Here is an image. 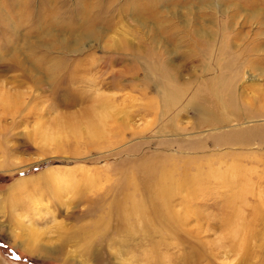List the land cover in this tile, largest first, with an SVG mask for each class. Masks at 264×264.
<instances>
[{"label": "rangeland", "instance_id": "374dc122", "mask_svg": "<svg viewBox=\"0 0 264 264\" xmlns=\"http://www.w3.org/2000/svg\"><path fill=\"white\" fill-rule=\"evenodd\" d=\"M20 2L0 0V264H264V0ZM126 192L157 211L133 237L111 229Z\"/></svg>", "mask_w": 264, "mask_h": 264}, {"label": "bare ground", "instance_id": "6f19581e", "mask_svg": "<svg viewBox=\"0 0 264 264\" xmlns=\"http://www.w3.org/2000/svg\"><path fill=\"white\" fill-rule=\"evenodd\" d=\"M17 1V3H16V9H18L19 10V7L21 8V6L23 5V2L21 3L20 1L21 0H16ZM147 7H149V6H147ZM90 25H95V23L94 22H92V21H88L87 23H85V26H84V28H83V30H84V33L83 34H88V31L86 30V29H89V26ZM15 29V28H14ZM16 31V30H15ZM82 38V37H81ZM171 38H173V37H171ZM15 46L17 47V44H15ZM19 49V50H18ZM15 53L16 54H18L17 56L19 57V55L21 54L20 52H21V50H20V48L18 47L17 49H15ZM13 54V53H12ZM13 55H15V54H13ZM16 56V55H15ZM26 57V56H25ZM28 57H29V55H28ZM27 58V57H26ZM35 58H37V55H36V57ZM14 59H15V57H14ZM18 59V58H17ZM28 59V58H27ZM6 60V59H5ZM13 60V59H12ZM26 60V59H25ZM39 60V59H38ZM38 60H31V61H38ZM45 60V59H44ZM2 61V60H1ZM30 61V60H29ZM41 60H39V62H40ZM16 62H17V60H16ZM42 62H44L43 60H42ZM46 63V62H45ZM52 63V62H51ZM42 64V63H41ZM17 65H18V63H17ZM34 66H36V65H34ZM38 66V65H37ZM44 66H45V64H44ZM18 67V66H17ZM59 67H60V65H52L50 68L48 67V68H44L45 70H46V72L48 71L49 72V74H50V77L51 78H54L55 76H57V78H58V76L59 75H55L54 76V74H56V73H54V70H56L57 68L59 69ZM37 68H39L40 69V67H37ZM41 68H42V66H41ZM43 69V68H42ZM41 71V70H40ZM41 72H43V71H41ZM61 76V75H60ZM48 77V76H47ZM51 78L49 79V81L51 80ZM54 80H56V78L54 79ZM42 81V80H41ZM45 81V80H44ZM113 87V86H112ZM27 109V108H26ZM25 109V110H26ZM28 111V110H27ZM30 111V110H29ZM209 111L207 110L206 111V113H205V115H209L210 116V118L211 119H209V122L208 123H212L213 122V118H212V116H213V114L212 113H208ZM105 120H106V117L105 116H102L101 118H100V120H99V122L102 124V125H105L106 124V122H105ZM92 129H93V131H95V128L96 127H94V126H92L91 127ZM102 128H104V127H102ZM99 129V131L98 132H100V131H102L101 130V128H98ZM91 133V132H90ZM243 134L242 135H244V140L245 141H247L246 139H245V137L247 136H250L251 134H250V132H242ZM94 134H98V133H95L94 132ZM100 134H101V132H100ZM241 135V134H240ZM234 136V135H233ZM237 136V135H236ZM93 137H95V136H93ZM235 137V136H234ZM236 138V137H235ZM239 138V137H238ZM237 138V139H238ZM97 140V139H96ZM239 140V139H238ZM242 141H243V138H242ZM241 141V142H242ZM244 141V142H245ZM51 174H53L52 172H50ZM41 177V176H40ZM40 177H37L36 179H39ZM51 178L53 177V176H50ZM42 178V177H41ZM35 179V180H36ZM34 180V181H35ZM30 182V181H29ZM27 183V181H19L18 183H16L14 186H12L11 187V189H10V193H11V200L14 202V201H19V200H21L22 199V196H23V194H27L28 193V188L27 187H25V184ZM35 184V183H34ZM63 184V183H62ZM147 186V185H146ZM65 188V187H64ZM67 188V187H66ZM60 192V191H59ZM136 193V192H135ZM52 194V193H51ZM141 196V195H140ZM144 196V195H143ZM24 197V196H23ZM170 197V195L169 196H165V197H163L162 199H160V200H158V199H155L156 201H161V204L164 206V207H168L169 205H168V198ZM25 198V197H24ZM141 198H143V199H137L136 198V196L134 195V192L132 193V192H126L125 194H124V196H123V198H122V200H117V203L116 202H114V205H116V209L118 210V212L116 213L117 214V216H111L110 218H114L113 220H115V224L111 227V229H113L112 231L113 232H120V231H123V232H125L129 237H133V233H134V230H133V223L135 222V221H137L136 220V218L137 219H139V218H143L145 221L146 220H148V219H150V215L152 214V213H155V212H157V211H155V210H150L147 206H148V204L146 205V200L144 199V197H142L141 196ZM15 206V205H14ZM159 207V206H158ZM113 209V208H112ZM101 209H99V211H100ZM158 210V209H157ZM97 210L95 209H93V210H91L90 212H93V213H97L96 212ZM114 211V210H113ZM111 212V211H110ZM166 214L167 215H171V213L169 212V211H167L166 212ZM157 215V214H156ZM158 216V215H157ZM171 217V216H170ZM148 222H149V220H148ZM99 223V222H98ZM107 224V223H106ZM111 226V225H110ZM110 226H107L106 227V229H108ZM94 228V227H93ZM100 228V227H99ZM101 228H103V227H101ZM97 229V228H96ZM109 231V230H108ZM111 231V232H112ZM86 232V231H85ZM96 233V232H95ZM79 235V234H78ZM105 235V234H104ZM113 236V235H112ZM108 238V237H107ZM106 239V238H105ZM113 241V240H112ZM128 241V240H127ZM126 241V242H127ZM97 243H99L101 246H102V243H103V241H101V242H97V240H91L90 242H89V244L88 245H91V244H97ZM36 245V244H35ZM93 245H91L90 247H92ZM95 247V246H94ZM41 249V248H40ZM49 249V248H48ZM50 250V249H49ZM47 251V250H46ZM57 253H60L61 252V250H59V249H56L55 250ZM51 253V252H50ZM97 255V257H95L96 259H100V257H101V255L98 253V254H96Z\"/></svg>", "mask_w": 264, "mask_h": 264}]
</instances>
